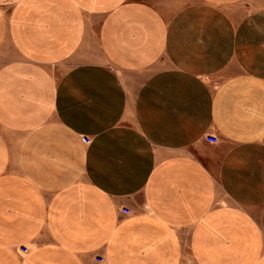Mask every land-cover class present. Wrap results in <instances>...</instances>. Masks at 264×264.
Masks as SVG:
<instances>
[{
	"label": "crops",
	"instance_id": "0c3cea01",
	"mask_svg": "<svg viewBox=\"0 0 264 264\" xmlns=\"http://www.w3.org/2000/svg\"><path fill=\"white\" fill-rule=\"evenodd\" d=\"M186 258L264 264V0H0V264Z\"/></svg>",
	"mask_w": 264,
	"mask_h": 264
},
{
	"label": "built area",
	"instance_id": "2783aa9c",
	"mask_svg": "<svg viewBox=\"0 0 264 264\" xmlns=\"http://www.w3.org/2000/svg\"><path fill=\"white\" fill-rule=\"evenodd\" d=\"M208 141H210V142H216V138L215 137H213V136H210V137H207L206 138ZM84 141H85V143H87V140H85L84 139ZM122 212L124 213V214H128V210H126V209H122ZM21 251L22 252H26V249L25 248H21ZM98 262H101L102 261V259L101 258H98V259H96Z\"/></svg>",
	"mask_w": 264,
	"mask_h": 264
},
{
	"label": "rangeland",
	"instance_id": "374dc122",
	"mask_svg": "<svg viewBox=\"0 0 264 264\" xmlns=\"http://www.w3.org/2000/svg\"><path fill=\"white\" fill-rule=\"evenodd\" d=\"M183 264H193L190 260H188L187 258L184 260Z\"/></svg>",
	"mask_w": 264,
	"mask_h": 264
}]
</instances>
